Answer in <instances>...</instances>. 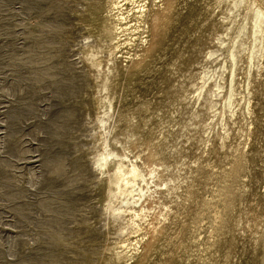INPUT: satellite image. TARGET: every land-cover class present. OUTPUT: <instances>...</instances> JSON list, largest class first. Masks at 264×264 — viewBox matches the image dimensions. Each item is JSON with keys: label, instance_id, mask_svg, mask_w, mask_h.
<instances>
[{"label": "rangeland", "instance_id": "374dc122", "mask_svg": "<svg viewBox=\"0 0 264 264\" xmlns=\"http://www.w3.org/2000/svg\"><path fill=\"white\" fill-rule=\"evenodd\" d=\"M145 1L142 40L128 44L116 0H0V264L187 263L198 167L228 168L239 153L249 188L212 264H264V60L247 76L245 46L236 55L250 114L239 112L225 145L220 123L204 143L193 108L200 78L228 63L225 47L251 11L229 0ZM105 112L114 113L108 134L98 127ZM108 149L137 162L152 190L169 182L162 198L136 202L151 210L137 231L109 215L121 197L94 165Z\"/></svg>", "mask_w": 264, "mask_h": 264}, {"label": "bare ground", "instance_id": "6f19581e", "mask_svg": "<svg viewBox=\"0 0 264 264\" xmlns=\"http://www.w3.org/2000/svg\"><path fill=\"white\" fill-rule=\"evenodd\" d=\"M124 1L116 0L113 3L117 6L116 25L119 29L117 36L120 33L127 34L126 43L134 44L137 38L142 40L138 35L139 29L142 27L140 23L144 22L149 6L145 0H130L135 8L131 12L124 13L122 11L125 4L123 3ZM229 4L237 10L250 9L251 12L244 26L243 24L247 17L238 22L237 35L230 39L229 45L224 46L228 54V63L227 59L222 57L218 65V72L209 69L208 72L203 73L193 103V108L196 107L194 117L197 120L194 124H198L201 127L200 130L203 129V132L207 134L204 143L209 141V134L214 130L215 125L219 126L220 123L218 134H220V145L222 146L225 145L229 138L232 129L231 125L238 118L239 112L246 108L247 113L250 114V100L243 95V97L241 96L244 92L250 93V82L243 86V92L236 89V55L245 46V74L247 76L256 75L261 61L264 60L263 4L258 2V0H229ZM130 15L134 19H130ZM128 25L133 26L130 27ZM237 37H240V39L235 42ZM224 43V41L221 42V44ZM118 47L119 45H116V48ZM87 48L91 49L89 44ZM108 69L110 72L116 71L112 74V77L117 79L118 65L111 62ZM225 72L227 73L224 79L222 76ZM203 113L209 114L205 120H202L200 116ZM113 122L114 113L105 112L98 119V127L108 134ZM217 138H219L218 135ZM237 150L236 148L235 151ZM243 161L246 162L245 153H239V156H235V160L230 162L228 168L208 165L207 162L206 165L200 164L198 167L200 170L198 174L199 182L194 180L190 191L192 196L190 202L196 205V215L198 216L194 220L193 227L186 230L185 245L188 248V255L185 261L188 262H184V264H212L214 261L213 256L217 251L216 243L222 239L229 219L234 218L233 212L236 211L237 204L242 201L249 188L248 176L245 174L247 169ZM94 165L100 176V181L116 186L119 191V197H121L118 206L109 209V215L114 220H122L126 227L131 230L137 231L141 226L140 223L147 220L149 211H151L150 207L144 204L147 198L140 206L136 202H141L148 194L152 196L154 192H159L162 198V195L170 190L169 182L166 179L155 183L156 189L152 190L147 180V174L141 166L137 162L132 161L127 155L115 153L112 149L100 151L94 161ZM165 171V169L159 170L158 167L149 170L150 175L158 180L161 177L160 172ZM166 175L169 177L171 174L167 173ZM151 196L148 198H152ZM204 214L207 216H204ZM200 216L202 217L201 219H199ZM261 238L264 242V232Z\"/></svg>", "mask_w": 264, "mask_h": 264}]
</instances>
